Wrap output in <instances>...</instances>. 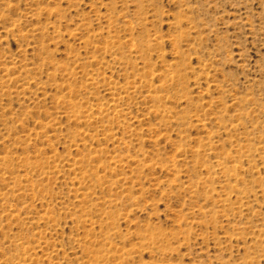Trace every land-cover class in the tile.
Masks as SVG:
<instances>
[{"label": "rangeland", "instance_id": "374dc122", "mask_svg": "<svg viewBox=\"0 0 264 264\" xmlns=\"http://www.w3.org/2000/svg\"><path fill=\"white\" fill-rule=\"evenodd\" d=\"M0 264H264V0H0Z\"/></svg>", "mask_w": 264, "mask_h": 264}]
</instances>
